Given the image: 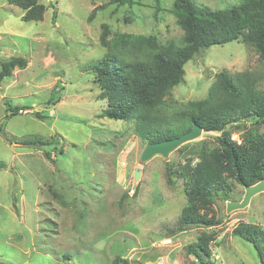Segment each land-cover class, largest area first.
Instances as JSON below:
<instances>
[{
    "label": "rangeland",
    "instance_id": "rangeland-1",
    "mask_svg": "<svg viewBox=\"0 0 264 264\" xmlns=\"http://www.w3.org/2000/svg\"><path fill=\"white\" fill-rule=\"evenodd\" d=\"M44 2V19L25 21L21 7L0 0V59L27 61L0 82V120L7 100L27 107L0 133V264H118L123 258L201 264L189 246L208 234L211 264H262L256 249L232 232L240 222L264 226V192L228 212V202L242 201L246 192L232 181L231 200L215 198L212 227L176 230L186 204L181 170L196 162L199 142L214 145L218 132L203 131L168 157L142 162L147 142L135 122L99 117L107 101L89 64L116 48L131 59L181 39L186 31L171 10L174 0ZM196 2L226 19L244 3L264 0ZM223 69L253 71L264 87V60L252 45L241 38L212 45L186 63L185 81L171 89L160 115L177 116L207 98ZM254 125L241 122L226 132L240 142ZM259 129L264 132V123ZM136 168L142 169L138 181Z\"/></svg>",
    "mask_w": 264,
    "mask_h": 264
},
{
    "label": "trees",
    "instance_id": "trees-1",
    "mask_svg": "<svg viewBox=\"0 0 264 264\" xmlns=\"http://www.w3.org/2000/svg\"><path fill=\"white\" fill-rule=\"evenodd\" d=\"M8 1L24 10L23 20L44 19L45 0ZM114 1L120 5L135 3V0ZM96 9L89 20L95 16ZM171 10L186 31L181 39L131 59H126L116 48L92 61L89 69L107 101L99 117L135 122L138 134L147 143L180 136L191 130L194 122L206 132L220 131L215 134L214 145L199 142L195 148L196 162L190 161L181 170L186 183V204L176 230L210 228L217 221L213 209L215 198L222 195L225 200H231L232 181L247 186L264 180V132L259 129L264 123L262 77L250 70L232 73L223 69L207 98L191 102L189 109L177 116H163L160 111L171 89L185 81L186 63L212 45L241 38L264 60V2H256L254 6L244 3L236 15L226 19L196 0H174ZM26 65L23 57L0 59V82L16 67L25 68ZM6 106V115L0 120V133H5V124L13 115L27 109L26 106H13L9 100ZM37 115L43 117L40 112ZM247 121L257 125L243 134L240 142L226 132L228 127ZM36 141L46 142L41 138L31 139L32 143ZM46 156L52 159L50 152ZM3 165L0 163V167ZM232 233L250 243L264 264V226L240 222ZM212 239L210 234L203 235L189 246V252L201 264L212 262ZM117 262L131 264L126 258Z\"/></svg>",
    "mask_w": 264,
    "mask_h": 264
},
{
    "label": "water",
    "instance_id": "water-1",
    "mask_svg": "<svg viewBox=\"0 0 264 264\" xmlns=\"http://www.w3.org/2000/svg\"><path fill=\"white\" fill-rule=\"evenodd\" d=\"M203 131H204L203 127L197 122H194L192 129L189 130L188 132L183 133L180 136L164 139L159 142H149L147 143L144 151L142 152L141 161L145 162L151 159L152 157H154L155 155H163L164 157H168L169 154L178 147L200 137ZM217 132L220 131L217 130ZM141 173H142V169L136 168L134 174L135 181H138L140 179ZM245 189L246 192L242 201L233 200L228 202L227 205L228 212L235 209L245 208L250 203L252 197H254L255 195L261 192H264V180L254 185H247L245 186Z\"/></svg>",
    "mask_w": 264,
    "mask_h": 264
}]
</instances>
